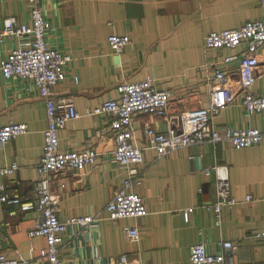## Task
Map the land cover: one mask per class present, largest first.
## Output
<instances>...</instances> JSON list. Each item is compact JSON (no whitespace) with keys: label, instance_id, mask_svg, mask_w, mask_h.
<instances>
[{"label":"crops","instance_id":"obj_1","mask_svg":"<svg viewBox=\"0 0 264 264\" xmlns=\"http://www.w3.org/2000/svg\"><path fill=\"white\" fill-rule=\"evenodd\" d=\"M38 1L50 24L49 44L72 57L67 78L55 88V97L73 98L82 113L60 131V149L82 150L93 145L100 153L96 164L82 172L65 170L53 175L51 190L60 195L61 221L100 217L89 227H69L59 253L62 264H121L122 255L127 256L126 264H194L190 251L199 242L214 254L225 253L226 264H264V141L243 149L226 141L215 146L205 142L157 158L153 149L146 148L144 128L152 125L166 132L169 124L155 115L136 116L133 142L144 148L145 164L141 183L133 190L144 198L148 214L113 220L106 205L122 188L127 173L112 158L115 140L108 130L110 117L86 114L89 107L117 97L119 84L147 77L154 78L159 88L172 91L169 115L208 106L206 76L222 56L241 49L210 51L205 48V37L262 18L260 0ZM1 2L0 29L6 17L13 16L18 23L30 21V1ZM113 33L131 37L122 53L113 52L109 45ZM27 45L26 39L16 36L0 39V62L16 47ZM260 62L253 85L258 94L264 93V49ZM239 99L213 122L221 128L264 127V112L249 114ZM13 122L26 123L28 130L0 145V165L18 164L7 181L20 179L21 196L32 198L48 126L46 102L32 81L2 78L0 127ZM214 165L227 166L231 193L238 201L223 208L220 224L214 210L205 207L217 198L216 174L204 171ZM248 195L252 196L249 201ZM189 208L194 211L188 212ZM37 214L34 209L24 212L7 204L0 206V254L8 258L21 255L26 264H47L39 257L46 239L28 235ZM135 225L141 235L137 241L126 234ZM226 240L236 248L224 249Z\"/></svg>","mask_w":264,"mask_h":264},{"label":"built area","instance_id":"obj_2","mask_svg":"<svg viewBox=\"0 0 264 264\" xmlns=\"http://www.w3.org/2000/svg\"><path fill=\"white\" fill-rule=\"evenodd\" d=\"M32 4L30 21L18 23L13 16L3 19L0 39L16 36L28 41L27 46H18L10 51L0 62V79L19 78L34 83L46 102L48 126L44 131V152L36 167L38 177L33 182L35 194L32 198H23L19 192L20 179L12 178L18 170L16 162L0 165V206L10 205L20 211L36 210L35 225L28 231L29 237L43 236L46 246L39 251V257L47 264H62L59 253L64 234L69 227L79 224L89 227L99 216H76L65 221L59 218L60 195L51 190L53 175L65 170L76 173L96 164L99 152L90 145L82 150L60 149V131L69 120L77 119L82 113L76 107L73 98L55 97V88L67 78V69L72 60L65 53L48 42L49 22L38 0H28ZM264 11V0H260ZM2 2L0 0V18ZM109 45L113 52L122 53L131 42L129 34L113 33L109 36ZM207 50L228 49L241 51L222 56L217 65L206 76L209 86L210 102L200 107L169 115L168 106L172 91L161 89L152 77L142 81L121 83L117 87L118 96L102 104L89 107L87 115L109 116L108 130L114 136L115 148L112 158L118 168L127 173L122 188L107 203L106 210L110 219H139L148 214L144 198L133 187L141 183L145 164L144 148L133 142V121L138 115L163 117L169 124L168 131H157L152 125H146L143 131L146 148L153 149L157 158H162L172 151L209 142L214 146L220 142H229L236 149L258 145L264 141V127L221 128L213 120L231 103L237 100L249 114L264 112V93L253 91L256 69L260 65V52L264 49V15L262 18L248 20L240 27L213 31L205 37ZM236 75V80L234 79ZM233 79L236 81L233 83ZM77 81V77L75 78ZM24 122L8 123L0 127V145L6 144L18 135L27 132ZM206 175L216 174L217 198L206 209L214 210L217 223L220 224L224 207L237 204L231 193L227 166L214 165L204 169ZM62 187L64 184L61 185ZM203 189L200 191L202 192ZM251 195L246 197L250 200ZM192 213L194 208H189ZM14 213V212H13ZM129 239H140L138 226L128 227ZM2 233L0 231V242ZM224 249H235L236 245L226 240ZM34 250V247H31ZM190 260L194 264H226L225 253L210 252L206 243L199 242L191 247ZM127 263V256L119 259ZM27 260L19 255L8 258L0 254V264H26Z\"/></svg>","mask_w":264,"mask_h":264}]
</instances>
